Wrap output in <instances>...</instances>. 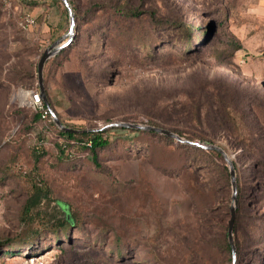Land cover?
I'll return each instance as SVG.
<instances>
[{"label": "rangeland", "instance_id": "obj_1", "mask_svg": "<svg viewBox=\"0 0 264 264\" xmlns=\"http://www.w3.org/2000/svg\"><path fill=\"white\" fill-rule=\"evenodd\" d=\"M67 1L0 0V264H151L146 252L136 249L146 245L165 251L162 264H178L177 240L166 233L192 227L197 209L190 177L174 165L182 152L177 141L112 130L95 164L78 145L61 153L57 145L65 147L67 141L51 118L56 115L76 128L127 119L145 122L155 91L201 68L218 74L224 68L218 58L228 55V70L263 86L264 0ZM128 6L133 15L123 13L121 8ZM27 15L35 22L23 26ZM177 21L182 29L174 28ZM232 36L242 48L230 53ZM184 39L201 43L200 51L187 53L190 44ZM66 42L71 44L44 65L51 116L43 112L35 121L44 110L35 96L40 93L38 63L51 45ZM35 150L45 152L38 169ZM35 173L51 187L54 199L41 206L29 225L22 210ZM150 191L159 199L157 213L149 205ZM246 196L248 190L247 202ZM57 200L78 218L69 235L52 231ZM155 222L163 231L158 239ZM250 223L245 216L236 222L238 250L230 264H264V216ZM31 237L38 252L2 255L8 243Z\"/></svg>", "mask_w": 264, "mask_h": 264}, {"label": "trees", "instance_id": "obj_2", "mask_svg": "<svg viewBox=\"0 0 264 264\" xmlns=\"http://www.w3.org/2000/svg\"><path fill=\"white\" fill-rule=\"evenodd\" d=\"M121 9L125 15H133L135 12L129 6ZM155 15L156 12L153 11V21H156ZM173 26L176 29L184 27L179 21ZM188 43L190 46L187 47V53L200 51L201 43L193 44L191 40ZM70 44L71 42L63 48ZM241 48L240 42L232 36L228 44L230 53ZM227 57L229 55L218 58L220 66L224 67L218 74L211 75L205 68H201L187 75L182 81H177L176 85L161 87L155 91L149 105H146L147 110L143 115L146 121L141 123L165 128L191 141L199 139L203 143H198L203 145H218L228 153L235 167L238 188L234 232L236 222L241 216L249 219L253 226L261 215L264 216V83L263 86L254 85L238 78L235 72L228 70L231 61ZM239 73L238 71L237 74ZM41 102L44 103V110L35 114V121L42 118L43 112L51 116L44 98ZM51 119L52 124L56 125L54 118ZM125 122L136 121L127 119ZM69 127L76 131L58 128L59 135L67 141L65 147L57 145L61 153H65L70 145H78L89 151L95 164H99V151L110 144L108 133L112 130L129 131L134 135L148 133L168 140L175 139L153 130L126 126H111L105 129ZM222 139L226 140L225 144L219 141ZM175 140L177 148L182 152L174 165L179 167L181 174L190 177L192 198L197 209V218L192 227L187 225L179 230L172 227L166 233L167 237L171 236L177 240L174 247L177 250L178 264H225V261L230 264V256L236 254L238 246L234 242V254L228 235L232 201L228 162L218 149ZM44 154V151H34L35 168ZM42 179L39 173H35L30 179L31 191L22 210V218L29 225L35 222L34 214L38 213L41 206L54 199L51 187L42 182ZM246 190L247 202L244 201ZM158 203L159 199L150 191L149 205L155 213L159 210L156 209ZM56 209L50 218L52 231L69 235L78 218L65 202L57 200ZM155 219L158 220L157 217ZM154 235L156 239L163 235L158 222H155ZM38 236L39 233L36 237ZM33 240L31 237L18 245L9 241L3 248L2 255H27L33 251L38 252L40 249L34 245ZM166 246H169L168 242ZM136 249L146 252L151 264H162L165 251L162 252L159 246H137ZM167 250L170 249L166 248ZM117 252L121 254V248H117Z\"/></svg>", "mask_w": 264, "mask_h": 264}, {"label": "water", "instance_id": "obj_3", "mask_svg": "<svg viewBox=\"0 0 264 264\" xmlns=\"http://www.w3.org/2000/svg\"><path fill=\"white\" fill-rule=\"evenodd\" d=\"M65 2L68 5V1L65 0ZM69 9H70V14L72 16L71 8H69ZM71 18H72L71 19V24H72L71 25V31H73L74 19H73V17H71ZM66 44H68V42L60 44V45H56V44L51 45L47 50H45V52L43 53V55H42V57L38 63L40 95H41V98H44V100L46 101L47 106L50 110H51V107H50V105L47 101V98L45 96V93H44V85H43L44 65H45L47 59L51 55L57 53ZM52 114L54 115V113H52ZM54 120L60 128H62L64 130H68V131H76L75 129L65 125L58 117H56V115H54ZM111 126H126V127H131V128L153 130L156 132H160V133H164V134H167L169 136H172L175 139L180 140V141L185 142V143L200 145L201 147H205V148L218 149L219 151H221L223 153L226 161L228 162V165L230 168V173H231L232 201H231V206H230L231 216H230V219L228 221V235H229V241H230L232 248H233V252L235 254L236 248H235V244H234V240H233V228H234V222H235L236 209H237V205H238V197H237L238 196V188H237L235 167H234L233 161H232L231 157L228 155V153L218 145H215V144H209V145L199 144L198 142H193V141L186 139V138L180 136L179 134L174 133V132L167 130L165 128L152 126V125H148V124H143V123L116 121V122H111V123L105 124L104 126L100 127L99 129H105V128L111 127Z\"/></svg>", "mask_w": 264, "mask_h": 264}, {"label": "built area", "instance_id": "obj_4", "mask_svg": "<svg viewBox=\"0 0 264 264\" xmlns=\"http://www.w3.org/2000/svg\"><path fill=\"white\" fill-rule=\"evenodd\" d=\"M35 22V19L33 16L27 15L23 20V26H29ZM36 99L41 103V95L39 92L36 91L35 93ZM32 262H34V259H31Z\"/></svg>", "mask_w": 264, "mask_h": 264}]
</instances>
